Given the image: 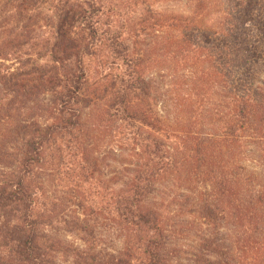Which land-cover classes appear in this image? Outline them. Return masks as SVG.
<instances>
[{"label": "trees", "instance_id": "1", "mask_svg": "<svg viewBox=\"0 0 264 264\" xmlns=\"http://www.w3.org/2000/svg\"><path fill=\"white\" fill-rule=\"evenodd\" d=\"M112 1L0 0V34L46 4L53 23L47 63L0 62V264H264V0ZM153 59L176 82L162 115ZM99 128L119 183L94 175Z\"/></svg>", "mask_w": 264, "mask_h": 264}, {"label": "rangeland", "instance_id": "2", "mask_svg": "<svg viewBox=\"0 0 264 264\" xmlns=\"http://www.w3.org/2000/svg\"><path fill=\"white\" fill-rule=\"evenodd\" d=\"M141 2H146L144 5L146 6L147 4H152L151 7L153 10H164L166 12L172 13L176 16H181V17H189L191 11H189V9H185L183 6L185 4V0H165L164 2H162L161 0H158L157 2H154L155 0H140ZM112 3L115 5V0L112 1ZM155 3V4H154ZM144 6H140L138 8H143ZM41 12V11H40ZM40 12H37V21H33L30 20V22L26 21V20H22L21 22L16 21L15 19H10L7 18L6 19V23H4L3 25H6L8 29H6V33H2L0 34V40H6L7 39V33L11 32L13 28H18L17 31H22L20 28L25 24H34L36 23L35 26H33L30 31L27 34V37L24 39L26 40V44L19 47L17 49V51L15 50H11V53H5L4 54V58L5 60H0L1 63L4 64V66H6L7 68H9L10 71H13L17 68H19V60H22L23 57L26 59L28 58V55L30 56L31 60L36 61V64L38 65H44L45 63H47V60H49L47 54L43 51L40 50V47H42L44 45V42L46 40L51 41V33L53 31V23L52 20L50 19V21L48 20V18H52V10L49 4H46L43 9H42V13L39 14ZM51 16V17H50ZM131 17L134 18V15H131V13H129V15L127 16V20L128 22L131 20ZM1 20V19H0ZM116 20L120 21V23L122 24H127L128 22H126V20L122 19V16L120 15V17H117ZM2 21V20H1ZM12 35V33H11ZM10 39V38H9ZM148 40V39H147ZM37 42V55H35L33 53V48H31V46L29 44L31 43H36ZM131 40L127 41V44L130 43ZM130 47V46H129ZM131 50V48H130ZM99 50L97 52V55L95 57H101L105 52ZM14 54V55H13ZM16 55L21 56L20 58H17ZM88 60V59H87ZM93 58L91 63L87 62L85 60V63L91 67L94 66L93 63ZM120 65V62H118ZM147 69H146V75H148L153 81L154 84L157 83V87L158 89L154 92V94L151 95L152 98H154V102L151 101L149 102V109L153 110V112H156L159 115H162L163 113H165V111L167 112V108L164 107V104H168L169 105V99L170 96L173 93V83H176L175 81H171V78L168 76V64L163 65L162 67H158L156 66V61L153 59V62H151V64L149 62H147L146 64ZM167 66V67H166ZM122 70V69H121ZM124 70V68H123ZM122 70V71H123ZM152 102L154 104H152ZM34 104V103H33ZM80 108V107H79ZM82 114L84 116V118H88L89 115V111L83 109ZM48 115V114H47ZM46 114L43 115H39L44 116V118H48ZM51 117V116H50ZM13 118L18 119L15 116H13ZM51 121V120H50ZM47 121V122H50ZM87 125H89V123H93L92 121L85 122ZM86 132H89L91 134L94 133V131H92V127L89 125V127H87V129L85 128ZM98 131H103L102 134L98 135V138L95 140L94 142V153L97 161V173H94V175L98 178H104V179H109L111 182L113 183H119V179L125 178L124 176L127 174V172H123L122 168H123V164H126L127 160H129L128 157L125 156V154L121 153L119 151V149H117L115 146H111L110 144L106 143V141L108 139H106V135H108V131L107 130H103V128H99ZM95 135H97V133H95ZM105 135V136H104ZM67 153V152H66ZM51 156H55L57 157L58 154H50ZM72 160H76L73 158V156H69L66 157L65 161L70 162L69 164L73 165ZM9 165H7V167L9 168L11 161L9 159V162L7 163ZM75 165V164H74ZM73 165V166H74ZM6 168L3 165L0 164V168ZM12 168V167H11ZM91 170V167L88 166V169L86 167V170H84L83 175L87 174L89 171ZM70 173V172H68ZM124 173V174H123ZM62 177V175H60ZM49 178V176L43 175L41 180H47ZM67 180H70L69 177H67ZM54 184H56V180H54ZM66 185V184H65ZM63 183V186H65ZM83 187L86 189L88 187V184H84ZM119 185H113V189H118ZM71 237H68L67 240H71ZM74 239H72L71 241H73Z\"/></svg>", "mask_w": 264, "mask_h": 264}]
</instances>
